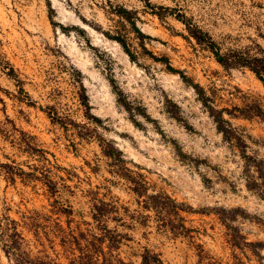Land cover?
Listing matches in <instances>:
<instances>
[{
	"label": "rangeland",
	"instance_id": "rangeland-1",
	"mask_svg": "<svg viewBox=\"0 0 264 264\" xmlns=\"http://www.w3.org/2000/svg\"><path fill=\"white\" fill-rule=\"evenodd\" d=\"M150 1L186 14L223 53L264 58V0ZM204 101L225 110L242 144L224 138ZM258 107L264 76L224 68L181 22L140 0H0V164L48 172L56 199L73 210L60 212L41 181L10 182L0 167V264H15L6 253L14 227L32 258L69 264L79 256L72 237L94 231L101 201L118 210L109 227L128 236L115 252L125 264H141L145 249L165 264H264V187H247L244 158L264 160ZM96 136L123 152L150 194L192 208L182 212L188 237L159 227Z\"/></svg>",
	"mask_w": 264,
	"mask_h": 264
},
{
	"label": "trees",
	"instance_id": "trees-1",
	"mask_svg": "<svg viewBox=\"0 0 264 264\" xmlns=\"http://www.w3.org/2000/svg\"><path fill=\"white\" fill-rule=\"evenodd\" d=\"M145 8L151 11L153 15L158 16L160 19L172 16L179 22H181L189 32V34L200 44L205 45L215 56L216 61L224 68H236L247 67L252 70L258 77L264 76V58L249 57L241 52H228L223 53L220 46L213 40L209 33L203 31L198 25H196L191 18L186 14L177 11L176 9L156 6L151 3L150 0H140ZM128 13V12H124ZM123 44V42H120ZM125 47V46H124ZM8 75L17 82V86L20 88V93L24 94L25 100L30 103L32 100L29 98L27 92L22 87L23 82L15 75V71L11 68ZM81 101L86 108V117L89 120L97 121L98 118L91 114V106L89 105L87 96L83 95ZM33 103V102H32ZM205 106L209 109L210 115L213 117L218 131L228 141H236L243 143V139L237 133L232 124L225 119V110H218L211 106H207V101H204ZM253 115L259 116L264 119V111L258 107ZM239 111V110H238ZM52 115L53 121H56L62 125H65L64 120L57 114ZM242 116H244L241 113ZM247 117V116H244ZM104 154L110 158L116 167L118 175L126 179L131 185L133 192L143 198L142 204L145 210L151 211L159 227L169 228L172 232H176L179 235L189 236L191 230L186 226L185 220L182 216V212H189L192 210L189 206L181 204L169 196L167 193H154L150 194L148 184L142 174L136 173L127 166V162L123 155V152L116 147L113 142L105 140L102 136H96ZM29 153L38 154L45 161L49 160L44 156L46 151L38 148L37 146L26 143ZM240 147H247L239 145ZM246 161V173L247 174V187L250 190L257 191L261 187H264V160L255 159L251 156H244ZM0 167L5 171L7 179L10 182H15L16 178L23 180H37L41 181L50 192L51 196L55 198V203L60 204L56 199L60 189L58 183L51 178L48 172L43 171L41 176H38L36 172H27L20 167L6 164H0ZM252 170H255L256 177L252 175ZM38 171V170H37ZM259 179V180H258ZM59 211L66 216L73 215V210L70 207H64L62 204L59 206ZM118 210L117 208L108 202H98L93 205L91 212V219L95 225L94 231H89L90 234L80 232L79 236H73L75 241L76 250L79 252V256L70 260L69 264H125L123 260L115 256L121 245L125 240H128L126 234H122L115 229H112L108 225V220H116ZM151 216L141 215V218L147 220ZM12 245H9L6 253L10 256L13 254L15 264H47L32 258L27 252L22 251L20 242L23 240L22 235L14 227V232L10 236ZM84 241L85 244L82 243ZM141 264H165L160 254L155 253L149 249H145L141 255Z\"/></svg>",
	"mask_w": 264,
	"mask_h": 264
}]
</instances>
